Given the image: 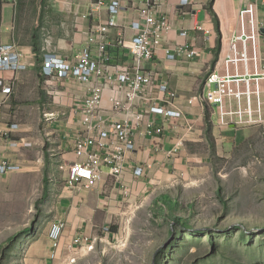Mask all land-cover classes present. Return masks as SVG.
I'll use <instances>...</instances> for the list:
<instances>
[{
	"label": "crops",
	"instance_id": "1",
	"mask_svg": "<svg viewBox=\"0 0 264 264\" xmlns=\"http://www.w3.org/2000/svg\"><path fill=\"white\" fill-rule=\"evenodd\" d=\"M93 1L0 0V43L16 44L25 66L0 70V80L11 85L10 94L1 93L0 87V162L8 160L19 167L0 174V216L2 211L17 214V204L28 203L33 188L40 187L34 198L35 221L20 222L19 227L12 228L13 235L24 236L21 242L28 241L26 255L11 260L15 264H68L72 257L74 264H79L97 252L107 257L110 248L117 250L118 242L133 244L131 237L138 231L144 210L153 212L150 215L155 230L162 231L166 224L170 234L172 224L162 223L169 217L156 212V205L161 206L157 201L168 196L179 201L180 213L192 214L197 198L192 190L216 177L218 157L259 132L258 125H219L218 108L206 100L205 94L208 89L225 85H208L207 78L214 71L220 76L225 74L218 63L226 39L239 32L238 10L246 2L256 1L257 18L264 24V0H156L154 14L158 19L166 18L170 29L162 35L153 58L139 64L152 82L135 107L142 110L154 103L173 114L149 117L162 128L159 134L149 135L143 125H132L134 148L126 153L125 168L119 177L102 166L100 178L91 187L68 186L67 166L75 160V139L85 136L79 106L106 81L102 76H93L88 82L48 78L43 60L54 56L73 63L86 48L97 57L96 45L88 38L95 35L93 25L105 24L110 13L107 7L90 13ZM118 1L117 24L108 29L106 36L108 59L102 63V70L108 74L117 65L130 70L137 67L136 59L127 49L118 47L116 39L137 34L132 24L143 23L139 9L144 0ZM200 24L203 28L197 27ZM180 44L189 45L198 54L169 59L166 49ZM260 51L264 54V33ZM162 85L166 91L160 90ZM229 86L233 90L234 85ZM261 86L264 89V82ZM114 92L105 88L98 107V116L107 120L122 118L111 101ZM226 102L229 100L225 98ZM232 102L238 101L233 98ZM241 106H245L244 99ZM229 135H233L234 142ZM137 167L142 168L140 173L135 172ZM217 190L218 186L216 196L225 203L221 190ZM31 209L28 207L27 213ZM55 222L64 227L54 250L49 229ZM92 243L93 249L87 250ZM257 264H264V256Z\"/></svg>",
	"mask_w": 264,
	"mask_h": 264
},
{
	"label": "built area",
	"instance_id": "2",
	"mask_svg": "<svg viewBox=\"0 0 264 264\" xmlns=\"http://www.w3.org/2000/svg\"><path fill=\"white\" fill-rule=\"evenodd\" d=\"M187 3L188 0H183ZM156 0H144L139 9V17L143 23H133L132 27L138 32L132 38L119 37L116 44L127 49L137 61V67L130 70L126 66H115L112 74L102 70V63L108 59L107 33L110 27L117 24V15L120 12L118 0H94L91 3L90 13H96L107 7L109 19L105 24L97 23L92 29L95 35L89 36L88 41L95 44L97 57H93L89 48L83 49L76 57L75 62L69 63L58 57L48 56L43 60V72L48 78H73L81 82H88L93 76L105 78V85L94 88L91 94L79 106L84 126L85 136L75 139V160L67 166L66 183L70 187L89 188L100 178V168L105 166L110 175L119 177L125 168L126 153L134 148L132 125H143L146 134L162 133V128L150 119L151 115L171 117L173 112L154 103L142 110L135 107L152 82L151 76L142 72L139 64L153 58L156 48L160 45L162 35L170 29L168 20L164 17L158 19L154 14ZM239 32L226 39L221 49L219 69L225 74L220 76L214 71L207 78L208 85L212 83L225 85L218 89H208L205 98L218 108V122L221 126L230 125H258L264 126V54L260 51L262 39L261 28L264 24L257 18L256 1L246 2L238 10ZM203 28L202 25H197ZM185 35L186 32H182ZM169 59L180 57H195L198 52L187 44H180L166 49ZM23 53L14 43H0V70L12 68L21 69L25 66L20 59ZM232 70V73L230 72ZM234 85L231 90L229 85ZM1 93L10 94L11 85L0 80ZM105 88L114 90L111 98L114 109L122 115L120 119L107 120L98 116V107L104 98ZM160 90L166 91L164 85ZM109 91V90H108ZM120 95V96H119ZM170 95H174L170 93ZM229 102L224 103V99ZM237 99V104L232 99ZM244 99L245 106H241ZM14 130V125L9 126ZM1 132V130H0ZM176 148L174 149V151ZM18 165L8 160L0 162V174L18 170ZM141 167L135 169L141 172ZM63 223L55 222L49 229V238L54 250L59 245L63 231ZM80 239L74 240L79 243ZM87 241V238L83 239ZM93 249V243L87 250ZM55 256V251L51 254ZM75 257L69 260L73 264Z\"/></svg>",
	"mask_w": 264,
	"mask_h": 264
},
{
	"label": "rangeland",
	"instance_id": "3",
	"mask_svg": "<svg viewBox=\"0 0 264 264\" xmlns=\"http://www.w3.org/2000/svg\"><path fill=\"white\" fill-rule=\"evenodd\" d=\"M258 131L242 145L218 157L216 177L192 190L197 198L194 199L196 204L189 227L202 230L177 229L170 235L165 230V223L169 221L163 219L162 231H156V223L150 215L153 212L144 210L136 227L138 231L131 237L133 244L120 241L116 244L117 250L110 248L107 257H101L97 252L79 264H155V254L162 248L166 250L159 254L162 264H257L264 256V126ZM229 138L234 142L233 135ZM224 147L228 149L229 146L225 143ZM216 186L225 203L216 196ZM39 188H33L34 195L28 203L17 204V214L2 211L0 264H15L12 259L26 255L28 241H20L24 236L17 235L11 243L9 240L15 234L12 228L19 227L20 222L22 225L35 221L34 198ZM22 206L23 210L19 211ZM28 207L32 208L30 213H27ZM209 235L213 245L209 242ZM110 253L116 255L110 258Z\"/></svg>",
	"mask_w": 264,
	"mask_h": 264
},
{
	"label": "trees",
	"instance_id": "4",
	"mask_svg": "<svg viewBox=\"0 0 264 264\" xmlns=\"http://www.w3.org/2000/svg\"><path fill=\"white\" fill-rule=\"evenodd\" d=\"M158 203H161V206L156 205L157 206L156 212H159V213L162 212V214H168V217H169L168 221L172 224L173 230L170 231V235H173V232H175L177 229H180V230L185 229V230H189L192 232H195V231L198 232V231L203 229V228L198 229L196 227H189L190 221L192 220L191 217L193 216V214L185 216L186 214L180 213L179 201H177V200L173 201L168 196H164L159 201H157L156 204H158ZM191 207H193V205ZM16 236L17 235L12 236L11 239L9 240V243L14 241L16 239ZM209 242L211 245L214 244V241L212 240L210 235H209ZM165 252H166V250L162 248V250H159L156 253L155 264H162L161 263V256L159 254L165 253Z\"/></svg>",
	"mask_w": 264,
	"mask_h": 264
},
{
	"label": "water",
	"instance_id": "5",
	"mask_svg": "<svg viewBox=\"0 0 264 264\" xmlns=\"http://www.w3.org/2000/svg\"><path fill=\"white\" fill-rule=\"evenodd\" d=\"M261 32L264 33V28H261Z\"/></svg>",
	"mask_w": 264,
	"mask_h": 264
}]
</instances>
